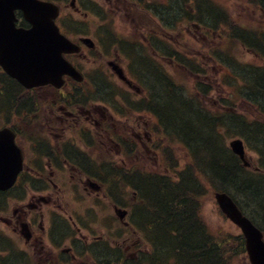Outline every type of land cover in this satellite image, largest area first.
Masks as SVG:
<instances>
[{"label": "rangeland", "instance_id": "374dc122", "mask_svg": "<svg viewBox=\"0 0 264 264\" xmlns=\"http://www.w3.org/2000/svg\"><path fill=\"white\" fill-rule=\"evenodd\" d=\"M93 1L99 2L102 8L101 12L104 14L102 19L98 18L97 16L82 17L79 14L71 12L73 19L76 21H82L84 23L85 31L87 30L88 34H94L93 32L97 30L96 27H98L99 22L101 25L104 24L105 26L100 27V37L103 40L104 44L108 47L111 46L114 48L124 45V48L129 57H131L132 59H134V57L137 58V67H134V71L136 73H142L144 76L156 80L163 77L166 72V74L170 75L174 79V82L176 84H180V86H182V91L185 90V93H191L193 96L198 95L196 90L197 88H199L198 85L200 84L201 86L208 88V92L206 94L201 92L200 96L202 99V104L211 107L213 106L214 102H217L219 104L220 101L226 100V104L224 105L231 108L227 109L232 111V113L239 114L244 120L249 122L252 119H258L260 117L256 109L243 99L244 97L241 96V94L238 92V88H240L241 84H243L245 80L246 82H250L257 75V72H254L253 70L259 68V66H264V57H261V54L259 55L256 53V51H264V46H261V32L264 33V11H262L261 8H264V0H209V4L213 7L214 11H212L211 13L206 11L210 14L208 22L218 25L214 30L210 32L209 36L204 35L202 32L200 33L198 28L195 27L193 23H188L187 21L181 20L179 23L178 21H175V24H173V22L168 20L169 24L173 26V28H171L168 32L167 40L162 34L161 28L157 23V19L152 20L150 17L136 18L135 16H131L123 12H115V10L110 7V9L113 10L112 14V12L108 10V6L103 4V2L107 0ZM115 1L122 5L124 9H127L129 13H131V11L127 8V4L118 2L117 0ZM163 2L164 0H145V3L152 4L155 7H160ZM173 2L174 1L171 2V5H173V7H184L186 10H191L192 4L201 7V4L196 0H185V4ZM117 13L119 14L118 17L116 15ZM181 18L182 16H179V19ZM198 18L200 19L203 17H201L200 15ZM146 21H148V26H146ZM240 25L241 27H244L248 30L237 28L240 27ZM151 33L155 36H160L157 42V45L160 46V48H163V45H171L175 48V50H178L180 53L186 56H195L194 59H192L191 61L189 60V62H191L188 65L189 69L174 64L171 60L175 61L176 59L172 56L167 57L164 55L166 59L161 60L163 64L157 59L152 60L150 58L151 56H154V54L151 55L152 49L146 46L145 41L143 40L144 37H142L145 34ZM219 37L226 38V40L228 41V49L222 51V53L225 55L218 56L219 59L216 56L214 57L216 60H214L212 55H214V52L217 51H213L212 54L209 53V51L210 49L212 50L214 49V47L219 45L222 40ZM245 37L247 39L258 42L259 44H255L254 42L252 43H254L256 46L250 44ZM161 38H163L162 40L166 41V43H164L163 45L161 42ZM135 46L138 49L137 51L135 50ZM246 46L248 48H246ZM107 52L108 57L110 58L115 57V55L117 54L112 48H108ZM119 57L122 58V56ZM95 58L98 61L102 60L104 62L105 60V58L98 53L95 55ZM227 60L229 62H232L233 67L236 69L235 75L234 73L230 72L226 73L227 69L225 67V63ZM80 64L89 75H91L93 73V70L95 68L97 69L98 67L92 61L83 60L80 61ZM104 70L106 75L102 70L99 72L104 74V78L107 80L112 96L120 95L119 92H122L123 85H120L118 81L109 74L106 67H104ZM108 78L110 79L109 81ZM241 87V89H243L244 91L245 87ZM178 88H180L179 85ZM161 90L162 93H158L159 91H157L156 93V98L158 100H155H157L156 107H158V109L155 110L161 116V118L165 117L168 123V128L173 129V127H175L176 125V127H179L180 129L182 125L186 127V125L190 123L195 126L197 131L200 130L205 133V131L201 128L200 122L198 121L196 116L192 114V111H194L193 108L191 109L192 111L185 112L181 109L183 107L180 108V105L178 104V101L174 96L169 95V93L165 91V89ZM10 91L13 93L19 92L16 88H10ZM100 94L101 93L97 94L95 90H91L90 87L85 86L84 98H88L87 103L91 101H97L99 99V96L104 97V94ZM15 95L17 96V94ZM261 97H264V93H261ZM185 98L189 101L191 100L189 96ZM155 100L153 102H155ZM160 100L162 102H160ZM118 104L121 106L120 102H118ZM162 104L164 105V107ZM224 110L226 109H220L217 113H222ZM228 117L231 118L232 116ZM260 118L261 121L264 122V118H262V116ZM228 120L229 119H226V122ZM263 127L264 125L261 124V130L255 131V129H252L253 134L249 136L250 132L246 133V131L250 129H237L236 125L233 126V124L228 125L227 123H225V125H222L221 128L217 129V131L220 132V139L222 138L221 141L219 139L218 143L221 144V142H224L225 140L226 144H228L230 140L237 137V134H234L233 131H244V136L246 135L247 137H249V144L251 147L245 148V156L250 162L251 167H254L255 165H257L256 150H261V138H264ZM172 132L176 133L177 135L179 134L175 130H173ZM165 136H168L169 138H165ZM179 137H181L180 134ZM179 137L177 139V136L174 134L160 132L159 138H161V143H164V150L170 151V154L165 152L169 156L167 157L168 159H165V157H163L165 161H162L161 156L159 155L155 160L152 161L151 166H142L141 164H137L138 168H142V171L146 174L148 173L147 176H149L153 173L167 172V169L172 166L171 162L173 161L179 162L180 166L183 167L185 162L188 161V155L186 149L177 142L180 140ZM160 145L161 144H159V146ZM138 151L141 152L139 146L137 147L135 154H137ZM102 153L106 152L103 150L101 151V153L99 152V154ZM132 153L134 154V152ZM107 155L113 154L108 153ZM170 156L172 159L170 158ZM125 158V165H122L119 161L118 164L115 165L122 166L123 168L135 167V155L132 158H130V156H125ZM108 161L109 160H107L106 162ZM169 161L171 165H169ZM42 169L48 170V167H43ZM254 169L255 168H250V170L252 171ZM116 178L117 177H111L107 181H114ZM59 179V177H54V181L58 183ZM262 182L263 181H261V187L264 190V182ZM77 184L80 185V183ZM121 185H123V183H121ZM36 186L37 184L35 185V187ZM113 187L114 188H112V193L119 188L117 185H114ZM123 189L125 190V188ZM123 189H121L120 192ZM45 191L46 188H44L40 192L44 194ZM81 191V188H61L60 190H58L57 194L58 199H61V197L63 198V200L61 201L62 207L54 208L51 206H45L43 208V218L45 222H50V220L55 216L62 219L57 220L58 222L56 225L57 233L55 234V238H58V242L60 243L59 245L57 244V249H61V246L64 248L65 244L69 243L68 241L71 242V238L72 240L74 239V236L78 237L76 231L74 229V232L72 231V228H75V226H72L71 228V226L68 225V222H66L64 229H62L64 224H61L65 223V219H68L70 221V215L72 216L73 213H75L86 222V227L88 229H84L81 232L87 235L88 241L97 239V237H99L97 234L104 233L103 238L105 239V243L100 244V246L96 244L92 247L99 262H108L111 257H118L114 253L115 249H120L130 256L135 254V251H131V241L126 242V239L123 240V238L125 237L132 236V234L135 233V230L132 227L124 226V224L121 222L120 217H118L117 215L116 209L112 206H109L106 201H102L101 203H97L95 201L93 202L86 193H81ZM213 192L214 191H210L209 189L206 190V194L202 198L199 216L211 240L222 241L220 243V247L221 253H223V257V248L225 244L223 242H226L227 246L230 248L227 251L228 262L224 260L222 261V263L250 264L246 253L243 252L240 241L234 238V236L239 235L240 230L219 211L214 201L215 199L213 198ZM27 194L28 191L26 195ZM262 195L263 196H261V199L258 200L260 201V208L261 200L264 201V194ZM237 198L242 205L241 207L248 212L255 213L258 210L257 200L250 201L248 199H243L242 197L240 198L239 196ZM4 199H6V201H3ZM132 200L133 199L130 197V194H127L124 197L123 202L129 205L133 202ZM14 203V200H12V198L9 196H7V198L0 197V216L11 215L12 210L16 205V203ZM128 207L130 206H126L125 209H127ZM50 212L53 213L50 214ZM255 214H264V209H261L259 213L256 212ZM260 221L261 223L263 221L262 215ZM225 233H230L232 235V238H230L229 242L223 239V235ZM150 235L154 237L155 231H152ZM2 236H6V238L8 237L9 244L11 243L13 247L3 248L2 246H0V256H2V259H0V264H38L37 254L36 256H34V254L32 253V255L26 256L28 250H26V247L21 240L19 233L12 231L11 225L9 227H6L5 221L0 220V237ZM44 237L45 242H49L50 244H52L47 236ZM162 237L163 241L158 242V244L162 246L163 250L162 254L160 255L166 257L170 252L169 248L172 247V243L167 238H165V236ZM138 239H134V242L137 243V245L140 242L141 245L139 246V248L143 250L142 253L148 254V250L146 249H148L149 245H147L146 240L141 241V239H139L138 242ZM83 243L84 242L81 240H73V244L75 245V249L78 251V255H76L77 258L75 260H72L70 264H76L77 261L85 262L91 260L88 258V255L90 254L88 253L87 243ZM116 243H118L119 245H116ZM88 244H90V242ZM105 244H107L106 247ZM10 250L11 252L17 251L15 259H11V257L14 256L12 254L8 255V257H4V254ZM223 257L221 256L222 260ZM155 258L148 259L149 262L145 260L146 263L143 261L144 259L140 261L131 260L129 264H155ZM167 258L168 256L165 259Z\"/></svg>", "mask_w": 264, "mask_h": 264}, {"label": "flooded vegetation", "instance_id": "af4514ba", "mask_svg": "<svg viewBox=\"0 0 264 264\" xmlns=\"http://www.w3.org/2000/svg\"><path fill=\"white\" fill-rule=\"evenodd\" d=\"M51 1L55 2L59 7L56 23L60 26V30L63 33L68 30L70 34L74 35L69 36L81 46L83 51L81 55L67 54L66 56L83 73L84 80L77 82L66 77L65 84L60 89L48 86L24 89L9 77L3 76L4 73L0 67V128L7 127L15 133V141L23 153V168L18 173L17 180L6 192L2 193L4 196H9L14 200L16 203L15 208L12 210L11 215L0 216V219L5 221L6 227L11 225L12 231L19 233L26 250H28L26 256L32 255V253L34 256L37 254L38 264H70L72 260L77 258L76 255H78L73 240H81L85 244L88 241L87 235L81 232V228L77 226L70 215V221L65 219V223H61L64 224L62 229H64L66 222H68L71 228L75 226V228H72V231L74 229L78 237L74 236V239L72 240L71 238V242L68 241L69 243H66L64 248L61 246V249H57V244L59 245L60 243L58 242V238H55V234L57 233V220L60 218L55 216L50 222H45L43 208L45 206L62 207L61 201L63 198L58 199L57 194L61 188H81L95 202L101 203L105 201L106 196L102 191L105 185L99 177L104 176L107 171L105 164L107 152L111 153L113 148L119 146L111 136V125L121 122V127L127 128V131L123 133H128L139 138L140 134L136 130L152 128L153 121L152 115L146 117L145 121L142 122L134 112L126 111L129 103L128 99L135 92L131 87L138 84L141 85L138 80L142 78L143 74L128 72L127 64L123 63L124 58H120L119 56L121 55L118 54L120 51L126 52L124 45L115 48L111 46L107 47V49L112 48L117 53L115 58L108 57L107 51L102 56L105 58L104 62H102L109 74L120 85H123L122 92L124 94L119 92L120 95L112 96L107 80L104 78V74L106 75L104 67V74L99 73L89 78L82 70L81 65L72 59L73 56L81 58L84 56L83 42L85 37H90V35L85 34L84 31H76V28L73 27L72 20L74 19L71 12L76 14L81 13L86 16L87 12L83 10L84 4L87 3L85 6L87 11H92L89 6L87 7L88 1ZM117 1L127 4V8L131 13L115 0H107L103 4L108 6V10L112 14L113 10L110 7L115 12H123L136 18L150 17L152 20L154 17L161 18L163 24L159 26L166 40L168 39V32L165 28L169 27L168 17L170 15L186 16L194 15L196 12L202 14L205 11L202 9L186 10L184 7L177 6L175 8L171 5L172 1L180 4L184 0H165L160 7H155L152 4L142 6L141 1L144 0ZM126 1H131L133 4H128ZM89 4L92 5L91 2ZM68 9H71V11L68 12ZM261 10L264 11V8H261ZM98 15H100V12H98ZM116 15L117 17L119 16L118 13ZM19 22L20 25L28 28L23 20L20 19ZM146 26H148V21H146ZM152 36L153 34L151 33L148 36L143 35L142 37H144L143 40L146 46L152 49L151 55L158 53L159 56L157 55L156 59L164 60V56L158 52L159 49L157 48L158 51H154L151 47L150 38ZM157 37L159 38L160 36L157 35ZM152 39L155 40L154 37ZM162 39L163 45L166 41ZM262 45L264 46V33H261ZM162 47L163 50H167L168 45H163ZM135 50H138L136 46ZM150 58H154V56ZM129 60L133 68H136L137 58L134 57L132 59L129 57ZM110 62H114L117 67L123 69L125 75L131 80L130 84H127L115 75ZM149 80L152 84L153 79L149 78ZM11 86L20 87L18 89L19 92L16 93L17 96L10 91ZM85 86L96 87L95 91L97 94H104V97L99 96L97 101L87 103L88 98H84ZM157 91H159L158 93H162V90L154 89L148 90V93L156 94ZM165 91L169 92L168 90ZM118 102L121 103V106ZM117 106L124 110L117 108ZM121 113L123 114V118L120 119L118 116ZM163 122L157 123L156 126L164 125ZM146 132L142 133L146 135ZM102 150L106 153L99 154ZM108 158L120 162L124 161L123 155L119 154V149H116V153L108 156ZM41 167H48V170H43ZM54 177L60 178L59 183L54 181ZM77 183H80V185ZM36 184L37 186L35 187ZM44 188H46V191L42 194L40 191ZM27 191L28 194L26 195ZM111 204L115 209L121 207L114 201ZM52 213L50 212V214ZM124 224L128 225V223ZM44 236H47L52 244L45 242ZM103 241L101 237L90 240V244H88V241V253L96 256L92 247L96 244L100 246V244L104 243ZM116 245L119 244L116 243ZM91 254L88 255V258L91 260L85 262L77 261L76 264H109V261L99 262L97 258L94 261ZM116 254L118 257H114L117 261L114 264H124L127 261L122 256V250L116 249ZM126 256L131 259L137 258L135 254L131 256L126 254Z\"/></svg>", "mask_w": 264, "mask_h": 264}, {"label": "trees", "instance_id": "16d2710c", "mask_svg": "<svg viewBox=\"0 0 264 264\" xmlns=\"http://www.w3.org/2000/svg\"><path fill=\"white\" fill-rule=\"evenodd\" d=\"M253 71L257 72V75L249 82L251 85L249 94L253 99L262 103L264 100V97H261V93H264V74L258 69ZM164 87L170 91L169 95L177 99L180 108L183 107L182 110L192 111L191 109L194 107L191 101L179 99L173 93L170 84L164 85ZM193 110L192 114L196 116L205 133L197 131L195 126L190 123L186 127L182 125L180 129L176 125L173 129H168L175 130L186 141L191 148L194 162L180 176L179 182L160 176H145L127 172L118 175V179L128 182L132 188H136L141 193V198L147 202L143 206L141 214L147 217L148 221L145 222L144 227L149 230L148 232L155 231V234L159 235V239H156L155 242L163 241L162 236H165L172 243L167 259H165L167 256L160 255L163 250H157L155 264H223L224 260L228 262L227 251L230 248L224 244L223 257L220 247L222 241L211 240L199 216L201 209L199 201L202 200L207 189L225 191L237 203L239 202L238 196L250 201L257 200L258 210L256 212L259 213L261 209H264V201L261 200V208L259 207L260 201H258L264 194L261 187L264 176L254 175L241 167L237 158L229 151L224 142L218 143L220 132L217 129L221 128L220 124L227 123L226 120L221 117H210L208 113L200 110ZM235 125L237 129H250L246 131V133L250 132L249 136L253 134L252 129L261 130L260 124L243 123L237 116L233 120V126ZM261 148L264 150V138H261ZM108 177L113 176L109 174ZM114 183L118 185L116 182ZM249 213L256 216L254 218L251 215L257 222L260 221L262 215L264 226V214ZM238 237L243 249L242 238ZM159 248L162 249V246ZM148 259L150 258L147 256L143 261L146 263ZM109 264H114V260H109Z\"/></svg>", "mask_w": 264, "mask_h": 264}, {"label": "water", "instance_id": "95a60500", "mask_svg": "<svg viewBox=\"0 0 264 264\" xmlns=\"http://www.w3.org/2000/svg\"><path fill=\"white\" fill-rule=\"evenodd\" d=\"M2 1L3 5L0 6V64L5 70L17 79L38 83H46L55 79L60 80L63 73H70L72 69L59 56L60 52L65 50L64 42L60 40L56 42L55 28L50 21L43 20L44 13L34 23L29 12L27 13L26 5V1L28 3L33 2L31 0H21V8L24 10L26 18L35 24V29L33 27L27 32H23L14 29L11 13L14 7L13 0ZM33 4L36 5L37 3ZM40 7L42 12L48 10L45 6ZM34 34H36V37ZM50 34H52L54 42V44L52 43V56L44 53L49 42L46 37ZM231 146L235 153L243 157V148L239 140L231 142ZM2 180L1 175L0 181ZM215 198L225 215L241 228L245 236L246 249L251 263L264 264V242L259 229L242 214L226 193L217 192Z\"/></svg>", "mask_w": 264, "mask_h": 264}, {"label": "bare ground", "instance_id": "6f19581e", "mask_svg": "<svg viewBox=\"0 0 264 264\" xmlns=\"http://www.w3.org/2000/svg\"><path fill=\"white\" fill-rule=\"evenodd\" d=\"M197 2H199L201 5H205V1L204 0H197ZM209 13L204 14V18L209 19Z\"/></svg>", "mask_w": 264, "mask_h": 264}]
</instances>
